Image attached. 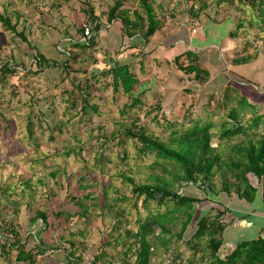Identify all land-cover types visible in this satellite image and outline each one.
<instances>
[{
	"label": "rangeland",
	"instance_id": "374dc122",
	"mask_svg": "<svg viewBox=\"0 0 264 264\" xmlns=\"http://www.w3.org/2000/svg\"><path fill=\"white\" fill-rule=\"evenodd\" d=\"M112 1L88 0L87 3L91 5L95 15L104 20L102 13ZM55 2L56 0H31L29 3L27 0H0V13L9 14L10 20L14 22L16 19L11 13L18 12L17 30L23 28V33L29 44L47 58L60 59L63 52L59 46H63L64 41L75 39L77 36L71 25L81 27L86 22L79 9L84 0H70L66 7L50 6ZM123 6L134 7L136 1L130 0ZM101 27L104 29L101 28L96 33L97 42L92 54L87 58V62H81V64L79 59L88 56V50H84L80 55H73L76 61L71 64V67L78 71L77 73L55 72L52 68H45L39 74L24 75L20 70L21 72H14L8 76L4 84H0V188L5 186L8 193H11L15 185L20 187V183H18L20 178H28L33 184L35 192V199L34 201L30 200L29 208L43 207L45 199H49L50 204L56 209L73 186L72 175L86 177V182L90 185L88 190L92 191L95 196L99 195L101 201L98 205L100 214L97 208H93L90 210L88 220L76 219L73 222L75 224L71 226L72 230L77 227L84 231L83 236L77 239L81 242L83 257H88V253L105 239L113 216H121L127 221L128 227L135 228L136 211L140 216H144L147 211L156 212L154 203H149L145 208L140 202L141 196L134 199L129 190L130 185L122 179V174L128 175L136 183H154L157 178L161 177L169 180L170 172L177 171L171 165H166L168 171H165L163 166L155 164L151 154L137 153L135 145L130 139H124L121 144L116 143L123 139L122 127L129 125L133 118H136V123L143 125L147 132L159 136L163 141H167L172 135H175L171 133L173 129L176 131V135H180L183 130L192 125V121H185L184 117L200 124L209 122V142L214 147H219L218 143L220 146L223 144V147L227 145L223 140L218 141V134L221 128L230 126L233 123L232 120L240 121L247 130H254L258 126V131H264V96L256 95V92L250 87L239 84L242 82L240 79L233 76L231 79V75L227 72L230 61H243L244 57L242 56L245 55L237 56L231 52V56H227L226 52H222L216 46L208 45H204L203 49L198 51L191 49L210 74L207 81L197 83L178 71L172 59L169 60L174 53L188 49L179 40L186 39L183 27L160 39L164 47L161 48L159 56L148 55V53H144L143 49L137 61H134L132 70L138 80L137 88L138 90L145 88V92L140 106L129 110L127 114H121L119 110L123 103L128 101L127 97L121 90L116 93L111 91L109 78H99L96 81L90 76V68L95 67L91 59L102 61L101 59H104L106 54L128 61L131 55L136 52L128 47V37L121 36L119 39L120 24L118 21L101 23ZM232 28L234 26L229 21L213 24L211 33L201 30L202 35L198 38L202 43L207 42L208 39L226 40L225 30ZM198 33L196 31L191 35L197 37ZM168 43L171 44L170 47L165 45ZM29 44L15 38L10 31L3 30L0 24V59L4 58V55L7 57L8 54H11L15 63L21 62L24 67L28 68L27 65L32 60L33 53ZM138 46H144V43L140 41ZM138 48L142 51L141 47ZM146 49L149 50L148 47ZM70 50L78 51L73 48ZM115 52L118 54L116 55ZM246 68L245 66L243 69ZM248 70L250 69L248 68ZM83 78L86 79V82H83L89 85L88 104L93 103L97 106L96 112H91L89 109L86 112L90 121L84 119L78 121L77 113L71 119L70 114H74L78 110L68 109L66 111L64 109L66 106L65 94H61L64 90L75 87L76 81H81ZM13 81L14 84H17V96L10 97V83ZM56 82L57 85H55ZM83 82L81 84L85 86ZM79 94L78 88H74L75 99ZM192 95L195 97L194 104H190ZM33 98L40 99L37 103L42 106L43 101H45L44 106L50 103L49 110L44 117L47 128L44 130L35 128L36 147L34 143L27 140L24 129L26 113L29 110L34 111L36 107L33 104L29 108L23 101L30 99L29 102H31ZM207 99L209 102L205 104ZM157 104H159L158 109L154 107ZM188 113L190 116L187 117ZM34 125L36 127V122ZM100 132H103L107 138L110 133L114 136L111 139H105L103 144L99 145V141L102 140L101 137L98 138ZM241 139L242 135H236L230 142ZM51 171H55L53 177L49 174ZM36 178H41L43 184H36ZM67 178L71 182L70 186L66 185ZM48 188L52 190V196L46 198ZM27 191L30 192V189ZM178 191L191 196H201L199 189L192 183L184 184ZM4 197H7V194L2 196L0 193V205L4 203ZM9 197L7 201L15 200L11 196ZM23 201L24 199H20L17 210L21 213L20 217L16 218V222L19 221L20 225H22ZM205 204L206 202H203L198 208L204 209ZM242 205H244L243 202ZM241 207L245 208V205ZM72 208L76 207L72 205ZM157 210L159 213L164 212L165 206H161ZM9 217L13 218L12 212L9 213L8 219ZM256 221L264 223L262 219ZM166 225L172 233H175L179 229V219L174 223H166ZM255 228L253 226L245 231H243L244 229L237 231L236 239L230 241V244L227 241L222 242L218 254L223 256L237 242L255 238L252 237ZM33 232H35L36 238L42 235L40 232L36 233L34 230ZM154 232H158L157 227ZM187 232L185 231L184 238H187ZM21 233H24L23 229H21ZM261 233L264 236V229ZM52 238L54 237L52 236ZM225 238L223 237V240ZM168 247L175 250L178 257H192L189 264H198L195 258L199 252L192 254L182 239L170 237ZM119 248L117 247L111 252L118 256L116 251ZM53 252L57 251H51L50 257H55ZM165 255L162 246H154L151 250L149 263L158 264V259L164 260ZM11 264L16 263L12 262Z\"/></svg>",
	"mask_w": 264,
	"mask_h": 264
},
{
	"label": "trees",
	"instance_id": "16d2710c",
	"mask_svg": "<svg viewBox=\"0 0 264 264\" xmlns=\"http://www.w3.org/2000/svg\"><path fill=\"white\" fill-rule=\"evenodd\" d=\"M129 1L113 0L105 7L102 13L104 20H102L98 15H95L91 5L87 3L88 0H84L79 9L83 13V20L91 25L90 37L81 41L82 27H75L72 24L71 28L74 29L77 36L75 39L64 41L63 46H59L63 52L60 59L47 58L29 44L23 33V28L17 30L18 12L11 13L16 19L14 22L10 20L9 14L0 13L2 29L10 31L15 38L28 43L33 50L32 60L27 65L28 68L24 67L21 62L15 63L11 54H8L7 57L4 55V58L0 59V84H4L8 76L20 70L24 75L39 74L45 68H52L55 72L77 73L78 71L71 67V64L76 61L73 55H80L84 50H88V56L79 59V63L87 62V58L95 48L96 33L102 28L101 23L118 21L120 24L119 39L121 36L136 37L137 41L147 42L159 23L154 13V4L156 3L154 0H135L136 6L131 8L123 6ZM240 1L257 11L259 23L264 26V0ZM27 2L29 3L31 0H27ZM69 2L70 0H56L50 6L66 7ZM237 28L236 26L229 32L231 37H234ZM128 47L136 52L132 54L133 56L131 55L128 61L105 54L102 61L91 59L95 67H91L89 70L90 76L94 80L109 78L111 91L116 93L121 90L127 97L128 101L123 103L119 110L121 114H127L129 110L140 106L145 92V88L138 90V80L132 70L134 61H137L141 53L138 48L140 46L129 44ZM70 48L78 51L74 52ZM115 53L118 54V52ZM172 61L178 71L197 83L206 81L209 76L207 69L198 61L193 51L184 50L175 55ZM83 81L86 82V79L77 80L75 87L66 89L61 94H65L66 106L64 109L66 111L68 109L78 110L74 114H70L71 119L77 113L78 121L82 119L90 121L86 112L88 109L91 112H96L97 106L93 103L88 104L89 85ZM82 82L85 86H82ZM10 84V97L17 96V84H14V81ZM74 88H78L80 92L76 99L74 98ZM39 100L33 98L31 102H29L30 99L23 101L29 108L33 104L36 107L34 111L29 110L26 113L24 123L26 138L34 143L35 147L37 146L35 131L38 128L40 130L47 128L44 117L50 107V103L44 106L45 101H43V106L38 104ZM190 101V104H194L195 97L193 95L190 97ZM208 102L207 99L205 104ZM77 104L78 106H76ZM154 107L158 109L159 104ZM188 116H190L189 113ZM184 119L192 121V125L183 130L180 135H176V131L173 129L171 133L175 135H172L167 141L147 132L143 125L136 123V118H133L129 125L122 127L123 139L116 142L117 144L124 142V139H130L135 145L137 153L151 154L155 164L163 166L165 171H168L166 165H171L177 171L170 172L169 180L161 177L157 178L154 183H136L128 175L122 174V179L130 185L129 190L134 199L141 196L140 202L145 208L149 203H154L156 212L147 211L144 216H140L136 211L135 228L128 227L127 221L121 216H113L105 239L88 253V257H83L81 242L77 241L80 236H83V229H77V227L75 230L71 229L76 219L88 220L91 209L99 210L100 197L93 195L92 191L88 190L90 185L86 182V177L72 175L73 186L65 194L66 199L64 197L61 205L56 209L50 204L49 199H45L43 207L29 208L30 200L34 201L35 199V192L34 186L28 178H20L18 180L20 187L15 185L11 193H8L5 186L0 188L2 196L7 194V197L3 198L4 203L0 205L1 264H11L12 262L16 264H51L49 254L51 250L57 249L64 252V257L67 259L66 264H82L86 261L89 264H150L151 250L157 245L164 248L166 255H172L173 264H179L176 262L179 255L168 247L170 237L182 239L192 254L199 252L195 258L198 264H264V238L261 236L241 240L228 253L223 256L218 254V249L222 244V231L233 217L230 214L231 219L228 221L226 219V214L229 212L225 207L226 197L234 194L245 203H251L256 196H259L260 201L264 204V132L247 133V129L240 121L232 120L233 123L228 127L221 128L218 134V141L223 140L227 145L223 147L218 143L219 147H214L209 142V122L200 124L186 117ZM236 135H242V139L230 142ZM98 136V138H102L99 141V145H101L105 139H111L114 135L110 133L107 138L103 132H100ZM32 160L34 161V159ZM49 174L53 177L55 171H51ZM35 181L36 184H43L41 178H36ZM70 183L67 178L66 185L70 186ZM188 183H192L199 189L200 197L178 191ZM171 184L173 186H170ZM28 189L30 192L27 191ZM102 193L105 192L102 191ZM51 194L52 190L48 188L46 198ZM9 196L15 200L7 201ZM19 198L24 199L22 225L19 224V221L16 222V218H19L21 214L17 212L20 205ZM203 202H206L204 209L198 208ZM72 205L76 208L73 209ZM133 205L135 206L134 202ZM161 206H165V211L159 213L157 209ZM10 212L13 215L12 219L10 217L8 219ZM242 216L240 215V217ZM178 219L179 229L172 233L166 223H174ZM156 227L158 232L155 233ZM21 229L24 233H21ZM33 230L42 235L36 238ZM185 231H188L187 238H184ZM117 247L120 248L116 251L118 256H115L111 250H115ZM191 258H187L185 264L191 263Z\"/></svg>",
	"mask_w": 264,
	"mask_h": 264
},
{
	"label": "crops",
	"instance_id": "0c3cea01",
	"mask_svg": "<svg viewBox=\"0 0 264 264\" xmlns=\"http://www.w3.org/2000/svg\"><path fill=\"white\" fill-rule=\"evenodd\" d=\"M154 2L156 3L154 4V13L155 18L159 22L158 27L147 42L144 43V46H140L141 52L144 49V53H148V55L156 54V56H159L161 48L164 47L160 39L183 27L186 39L179 40L190 51L191 49L194 51L202 50L204 45H208L211 47L216 46L222 52H226L227 56H231V52L237 56L244 54L245 56H242L244 57L243 61H230L231 63L227 68V72L231 77L240 79L242 82L239 84L250 87L251 90L256 92V95L264 96V26H260L259 28V15L254 8L240 0H154ZM224 21L232 23L234 28L238 27L234 37H231L229 34L234 29L232 28L225 30L226 40H220L222 39L221 37L220 41L208 39L207 42L202 43L199 40L198 37L202 35L201 30L210 32L213 24H219ZM196 31L199 32L198 36L193 37L191 33H195ZM253 37H255L254 40H251ZM139 42L140 40L137 41L136 37H132L129 38L128 43L139 45ZM165 45L171 46L169 43ZM147 47L149 50L146 49ZM183 51L174 53L170 56L169 60ZM240 66H242V69H240ZM245 66L247 68L244 70ZM204 67L206 68V66ZM257 129L258 126L254 130L248 129L246 132H261ZM226 198L225 207L229 210L226 214V219L227 221L231 219L230 214L233 217L222 231V242L227 241L230 244L236 239L237 231L240 229H244L243 231H245L253 226L256 228L253 231L252 237L261 236L264 238L261 233L264 229V223L256 221L258 219L264 221V204L260 201L259 196H256L251 203H245L234 194ZM242 202L245 208L241 207L244 206ZM240 215L243 216L240 217ZM223 237L226 238L223 240ZM51 251H57L53 252L55 257H49L51 264H66L67 259L64 255L62 256L63 251L60 249ZM58 252L59 254H57ZM187 258L190 257H178L176 262L185 264ZM158 262V264H163V259L162 261L158 259Z\"/></svg>",
	"mask_w": 264,
	"mask_h": 264
},
{
	"label": "built area",
	"instance_id": "2783aa9c",
	"mask_svg": "<svg viewBox=\"0 0 264 264\" xmlns=\"http://www.w3.org/2000/svg\"><path fill=\"white\" fill-rule=\"evenodd\" d=\"M82 35L80 36V40H86L90 37L91 32V25L89 23L82 24ZM82 264H89L88 261ZM163 264H173V257L172 255L168 254L164 257Z\"/></svg>",
	"mask_w": 264,
	"mask_h": 264
}]
</instances>
